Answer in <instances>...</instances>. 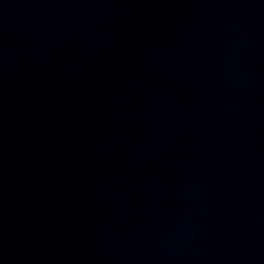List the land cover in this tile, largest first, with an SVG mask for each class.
I'll return each instance as SVG.
<instances>
[{"label":"water","instance_id":"95a60500","mask_svg":"<svg viewBox=\"0 0 264 264\" xmlns=\"http://www.w3.org/2000/svg\"><path fill=\"white\" fill-rule=\"evenodd\" d=\"M0 264H264V0H0Z\"/></svg>","mask_w":264,"mask_h":264}]
</instances>
